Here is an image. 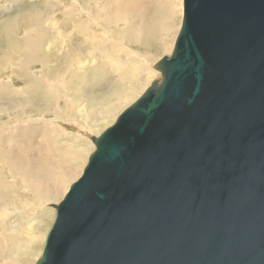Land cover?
<instances>
[{
  "label": "water",
  "instance_id": "95a60500",
  "mask_svg": "<svg viewBox=\"0 0 264 264\" xmlns=\"http://www.w3.org/2000/svg\"><path fill=\"white\" fill-rule=\"evenodd\" d=\"M156 70L92 138L36 264H264V0H184Z\"/></svg>",
  "mask_w": 264,
  "mask_h": 264
},
{
  "label": "rangeland",
  "instance_id": "374dc122",
  "mask_svg": "<svg viewBox=\"0 0 264 264\" xmlns=\"http://www.w3.org/2000/svg\"><path fill=\"white\" fill-rule=\"evenodd\" d=\"M183 12L184 0H0V192L14 200L0 203V264L42 256L52 205L83 174L92 138L161 80Z\"/></svg>",
  "mask_w": 264,
  "mask_h": 264
},
{
  "label": "bare ground",
  "instance_id": "6f19581e",
  "mask_svg": "<svg viewBox=\"0 0 264 264\" xmlns=\"http://www.w3.org/2000/svg\"><path fill=\"white\" fill-rule=\"evenodd\" d=\"M127 5H129L128 7H131L132 8V10L133 11H141V10H143L142 9V7H137V6H131L130 4H127ZM178 8V7H177ZM149 9V8H148ZM148 9H146V11L145 12H148ZM160 10L159 11H161L163 14L164 13H166V10L165 9H162V8H159ZM131 10V11H132ZM156 11H157V9H156ZM168 13H170V12H168ZM146 14V13H145ZM172 17H174V16H172ZM149 19V18H148ZM172 21V20H171ZM175 21V20H174ZM173 22V21H172ZM173 24V23H172ZM162 28V27H161ZM172 30V29H171ZM173 30H175V29H173ZM173 30H172V32H173ZM170 31V30H169ZM165 33V32H164ZM169 33V32H168ZM28 44V43H27ZM166 44V43H165ZM30 45V44H29ZM169 48V47H168ZM167 53V52H166ZM126 101V100H125ZM122 106V105H121ZM120 106V107H121ZM119 107V108H120ZM118 108V109H119ZM110 114H111V112H109V113H107V117H110ZM106 115V114H105ZM106 119V118H105ZM108 119V118H107ZM107 121V120H106ZM81 148V147H80ZM71 150V149H70ZM65 152V151H64ZM77 152H78V150H77ZM77 152H75V153H77ZM83 152V151H82ZM81 152V153H82ZM70 153H72V152H70ZM74 153V154H75ZM84 153V152H83ZM82 153V154H83ZM67 154V153H66ZM79 154V156H80V153L78 152L77 153V155ZM73 155V154H72ZM68 156V155H67ZM69 156H71V155H69ZM78 156V157H79ZM83 156V155H82ZM77 157V158H78ZM84 157V156H83ZM80 158H81V156H80ZM75 159H76V156H75ZM67 162V161H66ZM69 162V161H68ZM13 170V169H12ZM12 194H13V192H3V193H1L0 192V203H3V204H5V203H7V204H13L14 203V200H13V197H12ZM34 195H37L40 199H46V198H48V196H47V194H43V193H33ZM47 240V239H46Z\"/></svg>",
  "mask_w": 264,
  "mask_h": 264
},
{
  "label": "crops",
  "instance_id": "0c3cea01",
  "mask_svg": "<svg viewBox=\"0 0 264 264\" xmlns=\"http://www.w3.org/2000/svg\"><path fill=\"white\" fill-rule=\"evenodd\" d=\"M35 32H36V30H35ZM35 32H34V33H35ZM27 43H28V44H31L32 41H31L30 39H27Z\"/></svg>",
  "mask_w": 264,
  "mask_h": 264
}]
</instances>
